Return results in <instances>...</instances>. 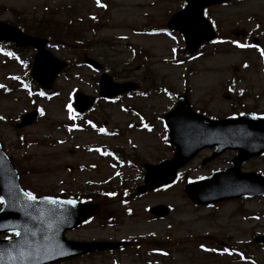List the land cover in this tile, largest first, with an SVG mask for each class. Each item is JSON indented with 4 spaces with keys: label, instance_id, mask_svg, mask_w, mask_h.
I'll use <instances>...</instances> for the list:
<instances>
[{
    "label": "rangeland",
    "instance_id": "rangeland-1",
    "mask_svg": "<svg viewBox=\"0 0 264 264\" xmlns=\"http://www.w3.org/2000/svg\"><path fill=\"white\" fill-rule=\"evenodd\" d=\"M104 2L103 7L97 0H0V20L30 33L44 32L47 48L67 61L49 95L43 96L39 90L29 92L20 81L27 78L34 50L22 48L9 54L0 45V141L23 186L36 194L85 193L97 184L116 187L118 179L97 183L100 170L86 167L90 162H106L94 150L100 144L120 147L146 162L170 157L173 151L166 145L161 116L174 106L179 93L188 96L193 109L210 116L264 112V0L209 7L208 17L219 39L187 59L180 50V35L162 29L182 0ZM236 31L244 34L236 37ZM252 35L260 47L252 46L251 39L247 42ZM84 56L101 62L114 80L137 81L141 88L115 100H99L91 108V125L81 127L79 119L77 127H71L72 94L97 95L98 90L99 72L83 63ZM34 108H40L38 118L16 127L20 116ZM209 154L210 150H201L174 183L137 198V213L120 230L102 227L94 219L67 237L89 240L156 234L154 241L142 244L138 253L132 252L119 264H264V244L253 241L255 235H264V198L198 206L183 192L187 180L229 166L235 152L227 150L200 164ZM240 169L264 174V155L248 159ZM103 172L112 171L104 166ZM135 184L127 183L133 189ZM156 203L172 208L167 217L152 220L143 211L147 204ZM109 205L118 206L115 201ZM167 233L176 240L173 245L170 240L158 241ZM153 246L171 250L170 256L146 254ZM55 264L114 262L106 256Z\"/></svg>",
    "mask_w": 264,
    "mask_h": 264
},
{
    "label": "water",
    "instance_id": "water-1",
    "mask_svg": "<svg viewBox=\"0 0 264 264\" xmlns=\"http://www.w3.org/2000/svg\"><path fill=\"white\" fill-rule=\"evenodd\" d=\"M225 1L228 0H187V8L172 15L167 25L179 30L183 35L185 54L195 52L201 43L214 37L212 28L202 16L203 8ZM0 39L13 41L17 46L31 45L36 48L32 75L45 89L51 86L59 70L65 66L64 61H60L45 49L46 39L26 35L19 28L1 21ZM85 60L100 67L91 59ZM100 87L101 95L112 97L132 90L137 85L133 82H113L111 77L104 73L100 77ZM92 100V97L77 94L75 105L82 111ZM35 116V111L28 113L22 118L19 126L31 123ZM165 117L169 124L170 140L175 146V157L164 161L161 166L148 167L145 185L140 187V190L146 191L156 185L171 182L176 169L197 150L204 146H216L213 156L225 148L239 150L233 159L234 165L228 170L216 172L217 177L187 185L185 191L190 198L196 203L204 204L242 195H264V177L238 171L244 159L264 152V117L256 118L244 113L234 119H208L194 112L183 95L179 96L176 107ZM155 176H158L157 179L152 181ZM25 193L15 168L0 146V197L3 199L0 224L8 225L6 228H0V233H21L13 239H0V264H44L70 255L118 245L107 242L70 241L63 237L67 229L75 227L93 214L94 205L81 204L77 200H73L74 204H51L45 199L47 196H36L35 201H30ZM52 198L61 202L72 200ZM152 212L165 214L166 208L153 207ZM260 239L264 241V237ZM21 252L31 253V257L21 259Z\"/></svg>",
    "mask_w": 264,
    "mask_h": 264
},
{
    "label": "flooded vegetation",
    "instance_id": "flooded-vegetation-1",
    "mask_svg": "<svg viewBox=\"0 0 264 264\" xmlns=\"http://www.w3.org/2000/svg\"><path fill=\"white\" fill-rule=\"evenodd\" d=\"M113 193L117 194V197L120 198L122 201H129L130 199H132V195L134 194H138L137 192H132V191H118V192H113V191H98L97 192V197L100 198H106L110 195H112ZM105 206V205H103ZM107 211L109 210V208L104 207L102 211ZM137 213V207L134 204H127L124 206H119L116 209L114 208L113 212H109L107 214V217L111 219V221H113V227L112 230L114 231H118L120 230L124 225H126L127 220L132 219L135 214ZM124 240L128 241V245L129 248L130 247H134V244L132 243L133 240H135L134 238H126ZM128 248V249H129ZM124 250V251H123ZM127 249H118V250H114V251H110V252H97V253H93L90 255H87L89 257H95V256H103V255H110V254H114L113 256L116 259H123L126 257V255L124 254V252ZM123 254V255H121ZM118 255H121L120 257H118Z\"/></svg>",
    "mask_w": 264,
    "mask_h": 264
},
{
    "label": "snow or ice",
    "instance_id": "snow-or-ice-1",
    "mask_svg": "<svg viewBox=\"0 0 264 264\" xmlns=\"http://www.w3.org/2000/svg\"><path fill=\"white\" fill-rule=\"evenodd\" d=\"M97 2L99 3V0H97ZM69 110L71 111V106L70 105H69ZM0 119H2V117H0ZM112 195H114V194H112ZM25 196L30 201H35L37 199V197L31 192H26ZM45 199L48 200L51 204H57V203L74 204L75 203V201H73V200H67V201H63V202L57 201L56 199H54L52 197H46ZM6 227H8V225L0 224V228H6ZM15 235L17 237H19L21 235V233L20 232H16ZM30 257H31V253H27V254H25L24 252L20 253V258L21 259L30 258Z\"/></svg>",
    "mask_w": 264,
    "mask_h": 264
}]
</instances>
